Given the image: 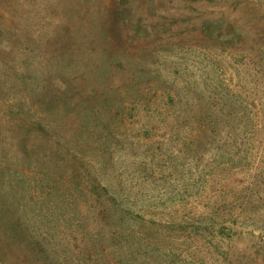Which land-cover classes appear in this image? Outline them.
Wrapping results in <instances>:
<instances>
[{
  "label": "rangeland",
  "instance_id": "obj_1",
  "mask_svg": "<svg viewBox=\"0 0 264 264\" xmlns=\"http://www.w3.org/2000/svg\"><path fill=\"white\" fill-rule=\"evenodd\" d=\"M0 264H264V0H0Z\"/></svg>",
  "mask_w": 264,
  "mask_h": 264
}]
</instances>
